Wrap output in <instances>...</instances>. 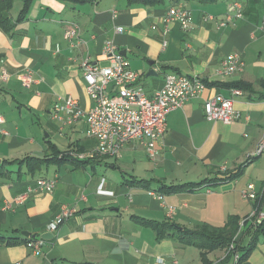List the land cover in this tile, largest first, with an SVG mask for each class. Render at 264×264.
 Segmentation results:
<instances>
[{"label": "crops", "instance_id": "obj_1", "mask_svg": "<svg viewBox=\"0 0 264 264\" xmlns=\"http://www.w3.org/2000/svg\"><path fill=\"white\" fill-rule=\"evenodd\" d=\"M233 1L241 4L243 18L219 26L217 20ZM22 2L14 5V17ZM175 5L190 10L191 27L186 31L172 21L165 33L164 19ZM263 17L264 0L154 6L129 5L126 0H34L12 35L0 29V163L69 156L42 166L36 175L16 164L0 167V264H161L159 258L167 264H206L200 248L169 236L157 240L156 232L135 217L190 228L203 223L222 227L230 215L243 218L252 211L255 203L244 199L242 190L249 183L264 190V154L253 156L264 133ZM72 26L79 35L68 40L64 33ZM108 40L141 74L140 84L150 97L171 74L197 75L206 82L200 96L168 114L154 159L139 140L127 143L118 157L95 155L97 139L87 134L85 119L63 125L52 115L63 97L76 98L86 110L93 106L80 62L98 61ZM232 53L243 57V71L218 75ZM3 70L7 80L1 77ZM150 70L156 74L148 75ZM27 72L34 80L30 85L22 80ZM233 89L241 91L234 96L240 117L229 124L206 119L205 101L218 93L230 96ZM243 164L239 177L221 180ZM40 177L55 180L52 193L35 191L23 204L5 208ZM133 179L147 184L130 183ZM162 183L202 184L165 194L159 191ZM153 191L164 199L155 198ZM65 205L74 207L75 214L50 231ZM169 207L174 209L171 215ZM260 209L264 211V194ZM22 231H29L31 238L45 232L54 237L45 239L36 255ZM9 239L16 241L7 243ZM250 239L249 232L239 237L241 249ZM229 250L208 251V264H264V237L243 260L233 255L225 261Z\"/></svg>", "mask_w": 264, "mask_h": 264}, {"label": "built area", "instance_id": "obj_2", "mask_svg": "<svg viewBox=\"0 0 264 264\" xmlns=\"http://www.w3.org/2000/svg\"><path fill=\"white\" fill-rule=\"evenodd\" d=\"M244 16L242 6L233 1L229 4L224 16L218 19L219 26L234 25ZM206 18L213 19L211 15ZM178 21L184 30L191 27V12L184 5H175L168 11L164 19L165 30L169 31V23ZM264 33V17L260 25ZM118 32L123 27H117ZM76 26L68 28L64 37L68 40L78 37ZM98 61H107V65H101ZM98 61L84 58L80 62L86 80L87 92L93 101V106L84 109L79 101L72 97L59 98L52 108V115L63 125H71L85 119L88 128L87 134L97 139L95 155L118 157L124 146L130 141L139 140L146 146L148 155L155 158L157 155V143L163 139L167 130L168 114L182 107L190 99L202 94L206 88V82L199 76L192 77L171 74L166 78L165 84L158 89L153 96H148L140 84L141 74L131 68L129 61L118 49L113 41L105 43L103 52ZM244 60L239 53L229 54L221 63L217 74L229 76L243 71ZM3 80H7L9 74L2 71ZM23 83L30 85L34 82L30 72L23 75ZM241 94L238 89H233L230 96L218 93L205 101V117L212 121L232 123L240 117L239 111L234 107V96ZM264 154V133L259 145L254 152L255 157ZM35 185L28 187L27 191L16 196L11 202H7L5 208L23 204L29 195L35 191L52 193L55 188V180L40 177L35 180ZM264 190L257 191L253 183H249L242 190V196L246 200L253 201L255 206L252 211L240 221L241 232L246 221L258 225L264 220V211L260 209V200ZM152 195L163 200L164 195L152 192ZM173 207H169V214L173 213ZM74 207L63 206L61 213L55 221L50 223L49 230L55 231L66 219L75 214ZM45 239L37 237L26 241V245L32 253L39 255L45 245ZM234 244L231 248H234ZM240 258L235 253V260ZM161 264H167L163 258H159ZM174 263H177L175 260Z\"/></svg>", "mask_w": 264, "mask_h": 264}, {"label": "trees", "instance_id": "obj_3", "mask_svg": "<svg viewBox=\"0 0 264 264\" xmlns=\"http://www.w3.org/2000/svg\"><path fill=\"white\" fill-rule=\"evenodd\" d=\"M70 2L88 3L94 2L96 0H66ZM129 5L141 4L145 6H154L165 4L167 2L177 3L180 1H194L202 4L214 3L218 0H126ZM34 0H23L21 10L16 17L13 16L12 10L15 5V0H0V29L5 33L12 35L15 32L17 25L27 19L29 10L33 4ZM239 87V86H237ZM53 146V145H52ZM53 157L39 158L35 156H28L22 159L14 160H3L0 163V167L3 168L6 165L16 164L18 167H25L26 171L31 175H36L41 171L42 166L52 163L54 160L66 161L69 156L68 154H61ZM82 163V162H79ZM244 164L238 167V170L233 172H227L226 176L221 178V180L236 179L239 177L244 170ZM219 180V179H218ZM130 183L137 185H145L147 182L144 180L133 179ZM202 183H183L178 185H166L161 184L159 191L165 194L176 193L182 190H189ZM245 217V216H244ZM243 217V218H244ZM136 220L147 227L152 228L157 234V240H161L167 236L174 237L181 243L186 245H192L200 248L202 250V257L207 262V252L215 249H230L227 253L225 261L232 258L235 253L240 254V260H243L249 256L252 250L255 248L256 244L259 242L261 237H264V220L258 225H254L249 221H246L243 225L241 232L236 235L240 230V221L242 218H238L236 215H230L227 222L222 227H216L207 223L198 224L194 227H183L174 222L170 221H155L150 219H145L141 217H135ZM247 232L251 235V239L247 247H240L239 237L245 235ZM37 237H22L23 240L28 241L30 239H36ZM3 241H5L3 239ZM16 240L9 239L7 243H13ZM234 244V248L231 245Z\"/></svg>", "mask_w": 264, "mask_h": 264}, {"label": "water", "instance_id": "obj_4", "mask_svg": "<svg viewBox=\"0 0 264 264\" xmlns=\"http://www.w3.org/2000/svg\"><path fill=\"white\" fill-rule=\"evenodd\" d=\"M121 53H122V51H121ZM147 74L150 75V74H156V73L153 70H150ZM22 234L25 237L31 236L29 231H22ZM41 237L43 239H52L54 237V234L52 232H45L41 235Z\"/></svg>", "mask_w": 264, "mask_h": 264}, {"label": "rangeland", "instance_id": "obj_5", "mask_svg": "<svg viewBox=\"0 0 264 264\" xmlns=\"http://www.w3.org/2000/svg\"><path fill=\"white\" fill-rule=\"evenodd\" d=\"M15 4L16 5H18V4L20 5L21 4V0H15ZM16 10H18L17 7L14 8V12H16Z\"/></svg>", "mask_w": 264, "mask_h": 264}]
</instances>
